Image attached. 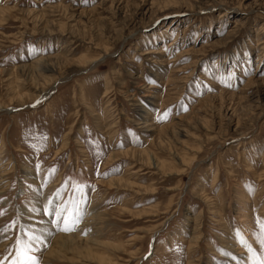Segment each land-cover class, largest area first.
I'll return each mask as SVG.
<instances>
[{"label":"rangeland","instance_id":"1","mask_svg":"<svg viewBox=\"0 0 264 264\" xmlns=\"http://www.w3.org/2000/svg\"><path fill=\"white\" fill-rule=\"evenodd\" d=\"M0 213V264L66 217L103 261L46 264L264 260V0H0Z\"/></svg>","mask_w":264,"mask_h":264},{"label":"bare ground","instance_id":"2","mask_svg":"<svg viewBox=\"0 0 264 264\" xmlns=\"http://www.w3.org/2000/svg\"><path fill=\"white\" fill-rule=\"evenodd\" d=\"M101 58H103V56H101L99 59H101ZM55 59H57V61ZM94 60L96 61V59H94ZM59 61L60 60H58V57H56V56L55 57L54 56H48V57H45V58L37 59L33 63H31V64L22 65L21 70L24 73L27 72L26 73L27 75H29L28 73L31 72L33 74V76H34L35 71H37V72H40V71H43V72L52 71L54 69L55 65H59ZM86 62H87V60L85 58H80V59H78V60L75 61V63H77L78 66H84V64H86ZM41 81L42 82H40L39 80H33V82H29V80L28 81H22L23 84H26L29 87H31L32 85H33L32 87L35 88V89H37L36 87H38L37 90L39 91V93H38V95H35V99L32 100V101H30V102H25L28 99V97L25 96V94L19 93V92L16 93L17 94V98L19 99V104L18 105H23V107H26V106H29V105L35 106V105H37L39 103V101L41 99H45L46 97H48L50 95L49 92H48V90H46L45 88H42L43 86H41V85H48L49 80L46 79V78H42ZM57 82L58 81H54V83L51 82L50 86L52 87V89L55 88V85L57 84ZM39 86H41V88H39ZM138 86H139V89L142 90V91L143 90L144 91L149 90L145 86H141V85H138ZM143 97L145 98V100L149 101L151 104H154V99L156 98V96L154 94H151V93L150 94H143ZM255 99H256V97H255ZM9 109H10V107H9ZM110 156H112V154H110ZM146 159L150 163H152V162L154 163V161L156 160V159H154L150 155H148V158H146ZM117 180L118 181H121L120 179H117L116 178V179H112L110 182L117 181ZM93 218H94V216L92 217V219ZM87 219L89 220L90 218H87ZM28 224H33V223H28ZM247 231H248V229H247ZM249 236H250L249 240L251 241L252 240V237H251L250 234H249ZM152 239H153V237H152ZM41 244L42 245H46V246L49 245L48 249H46L44 251V255H43V259H42V263L43 264H46L47 262H51V260L52 259H55V258L56 259L65 258V256H66L65 254L67 252H71L72 250L76 252L79 249H83L82 252H84L83 253L84 254V257L89 258V259H97V260L103 261V259H102V257L100 255L97 256V254L93 253V251L95 250L94 249V246L95 245L96 246H101L100 243L98 244L97 241L91 239L89 237V235H86L85 234V236H82L79 227L78 228H74V230H71V231L66 232V234H63V232L58 233V231L57 232H54L53 235H52V237L49 238V244H44L43 242H41ZM78 253H80V252H78ZM238 253H242V249L239 250Z\"/></svg>","mask_w":264,"mask_h":264},{"label":"snow or ice","instance_id":"3","mask_svg":"<svg viewBox=\"0 0 264 264\" xmlns=\"http://www.w3.org/2000/svg\"><path fill=\"white\" fill-rule=\"evenodd\" d=\"M77 190H82L80 186H77ZM2 214V213H0ZM79 222V217L69 218L66 217L64 219V227L62 230L71 231L74 230L75 225ZM15 227V222L10 225H5L0 228V234H4L9 231L11 228ZM262 228H264V224H262ZM241 243L244 242V238L241 236ZM262 243H264V233H262ZM41 243L40 237L36 236L34 233L29 234L27 230H25L22 235L18 236L15 241L16 248V259L13 264H39L38 259L32 255L35 245ZM259 264H264V260H261Z\"/></svg>","mask_w":264,"mask_h":264}]
</instances>
